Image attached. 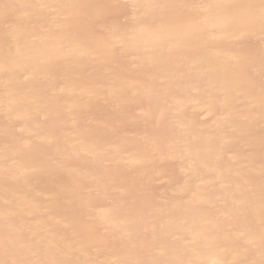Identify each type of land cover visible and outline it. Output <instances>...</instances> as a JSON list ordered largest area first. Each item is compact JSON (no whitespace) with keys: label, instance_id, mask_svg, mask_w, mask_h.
Here are the masks:
<instances>
[{"label":"bare ground","instance_id":"1","mask_svg":"<svg viewBox=\"0 0 264 264\" xmlns=\"http://www.w3.org/2000/svg\"><path fill=\"white\" fill-rule=\"evenodd\" d=\"M259 4L0 0V261L261 264Z\"/></svg>","mask_w":264,"mask_h":264},{"label":"snow or ice","instance_id":"2","mask_svg":"<svg viewBox=\"0 0 264 264\" xmlns=\"http://www.w3.org/2000/svg\"><path fill=\"white\" fill-rule=\"evenodd\" d=\"M7 7V6H6ZM76 7H79L82 10H88L93 7V5L89 4H83V5H77ZM105 7L112 8V9H118L121 7H127V5H119V4H109ZM133 7H136L133 5ZM148 7H161V5H148ZM197 7H202L206 9H225L223 23H228V16L230 13L227 11V9L234 8V7H240V8H246V9H252L255 6L254 5H213V4H207V5H198ZM259 21L261 25V29L264 30V0H260L259 4ZM112 30L118 31L122 28V24L118 19H113L112 23L110 25ZM262 109H264V85H262V103H261ZM262 186H264V172H262ZM264 239V237H262ZM0 264H52V262H45V261H0ZM56 264H60V262H56ZM140 264V262H138ZM144 264H148V262H144ZM151 264H167V262H161V261H153ZM183 264V262H181ZM190 264V262H189ZM217 264H223V262H217ZM261 264H264V260L261 261Z\"/></svg>","mask_w":264,"mask_h":264}]
</instances>
